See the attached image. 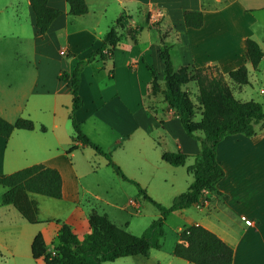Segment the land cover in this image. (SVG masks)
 Masks as SVG:
<instances>
[{"label":"crops","instance_id":"obj_1","mask_svg":"<svg viewBox=\"0 0 264 264\" xmlns=\"http://www.w3.org/2000/svg\"><path fill=\"white\" fill-rule=\"evenodd\" d=\"M85 2L87 11L73 15L68 12L66 0H47L49 6L61 12L46 31L39 34L29 0H0V18H5V26L11 34L26 36L27 53L34 63L31 97L27 100L31 110L28 116L33 119L34 127L16 128L7 137L0 135V175L33 163L54 167L60 172L62 191L61 197L54 199L66 206L65 215L62 220H56L58 224L47 239L44 227L57 214L51 210L45 216L40 215L44 195L30 193L38 208V221L30 223L11 204L1 202L5 187L0 185V264L3 255H29V252L31 255L30 244L38 232L42 233L47 250L52 251L53 239L57 241L62 222L69 224L79 239L84 238L89 232L88 213L97 212L93 208H81L80 191L92 193V188L88 183V170L77 166L74 160L76 152L83 153L91 146L75 140L73 129L72 134L61 132L63 117L69 119L72 103L69 86L59 78L61 72L70 76L78 60H85L94 53L80 72L78 92L82 104L75 110L74 117L83 132L110 153L127 177L147 189L157 202L166 203L168 197L185 191L190 185L193 177L187 166L193 163L200 142L186 133L161 93H150L151 75L146 64L155 68L162 84L164 64L159 49L167 45L174 68L216 64L226 75L244 64L249 83L252 82L250 70L259 73L264 69V0ZM184 9L201 10L203 24L197 28L186 26ZM119 16H123L125 23L119 41L97 52L105 33ZM247 37L255 39L263 51L256 67L246 55ZM235 86L238 91L243 90V85ZM261 89L264 88L258 92L264 94ZM103 132L107 134L105 142L94 136ZM71 145L75 148L69 150ZM177 150L188 154L183 165H171L161 158L162 152ZM216 159L224 175L216 184L217 192L206 191L202 202L190 206L199 214L194 215L187 207L169 213L164 220L165 223L171 215L179 220L172 253L174 244L179 241V231L186 225L201 224L232 247V264H264V126L258 124L252 136L225 135L217 143ZM104 160L107 163L106 158ZM109 168L112 171L107 167L100 173L91 167L90 171L95 174V185L102 191L95 197L111 206L120 197L123 203L124 182L129 181ZM152 189L159 193L155 194ZM164 193L167 197L161 198ZM129 203L138 208L136 199H129ZM100 214L113 222L108 211Z\"/></svg>","mask_w":264,"mask_h":264},{"label":"trees","instance_id":"obj_2","mask_svg":"<svg viewBox=\"0 0 264 264\" xmlns=\"http://www.w3.org/2000/svg\"><path fill=\"white\" fill-rule=\"evenodd\" d=\"M68 12L73 15L87 11L85 0H66ZM35 16V27L43 34L51 21L61 12L51 7L47 0H29ZM183 20L186 26L200 27L203 24L201 10L184 9ZM125 28L123 16L117 17L115 24L109 28L103 37L101 47H113L120 37V30ZM131 33L130 29H127ZM246 55L251 65L256 67L263 51L259 43L247 37L245 40ZM94 54V53H93ZM93 54L85 60H78L69 76L63 71L59 78L67 83L72 95L69 119L75 140L91 146L97 153L103 155L107 164L122 178L133 183L140 194L152 202L159 210L157 218L153 219L146 229L135 235L115 225L105 214L95 211L88 213L87 235L79 239L71 226L62 222L57 234V241L48 251L41 232L33 237L30 250L35 260L43 264H102L129 255H148L151 248L159 247V240L164 234V220L169 213L200 203L206 191L217 192L216 184L223 177L224 170L216 159L217 143L228 134L240 133L252 136L257 131V125L264 126V100H240L235 97L227 78L239 85L249 83L248 69L242 64L224 75L216 64L195 66L181 65L174 68L169 47L162 45L159 49L161 61L164 64L163 83L160 84L155 68L146 64L150 75V93H161L172 109L186 133L197 138L200 147L193 155L194 161L187 166L192 174V181L185 191L173 196L169 205H163L154 200L137 181L127 177L120 166L116 164L109 152L103 150L86 133L76 121L74 112L82 104L79 95L80 72L89 62ZM194 81L197 86L196 103L191 99L185 88ZM199 111V119L196 112ZM33 120L27 117H16L13 121L0 116V135L9 136L16 128L32 129ZM44 130V126H41ZM75 148L71 145L69 150ZM188 154L180 150L164 151L161 158L171 165H183ZM0 185L5 187L1 193V202L11 204L28 222L35 223L37 219V201L30 193L48 197H61V175L54 168L43 163H33L13 172L0 175ZM179 241L173 246V254L188 260L192 264H232L233 249L216 233L201 224L184 226L178 234Z\"/></svg>","mask_w":264,"mask_h":264},{"label":"rangeland","instance_id":"obj_3","mask_svg":"<svg viewBox=\"0 0 264 264\" xmlns=\"http://www.w3.org/2000/svg\"><path fill=\"white\" fill-rule=\"evenodd\" d=\"M5 24V18L1 16L0 115L6 118L7 120H14L16 117L19 116L32 119L31 117H29L30 115L28 116L31 110L27 105V100H29V98L31 97L29 90L32 79L34 77V63L31 60L30 55L27 53L29 41H27L26 36H22L21 33H17V36L16 34H11ZM250 73L252 76V82L243 85L242 91H238L235 86L239 84L230 81L228 78L227 82L231 85L232 92L236 98L240 100H248L250 98L262 100L264 99V94H260L258 91L261 87L264 88V69L259 73L250 70ZM185 88L187 89L191 99L196 103L198 91L196 83L194 81L189 82ZM262 90L264 89L260 90L261 93H264L262 92ZM195 118H199L198 110L196 112ZM63 119L64 123L61 124V132L64 133V135L72 134L73 128L71 125V121L65 116L63 117ZM153 134L155 133H153L152 131L151 135L153 136ZM94 136L95 138H98L99 140L105 142L107 134L103 132L97 133V135L95 134ZM88 153L94 156L90 157ZM104 159L105 158L103 156L95 154L94 150L91 147H86V150H84L83 153L80 151L76 152V157L74 159L75 164L77 166L80 165V167L84 168L85 170H88V183L92 188V193H83L82 191H80L81 208H83V210H90L91 208H93L98 213L108 211L110 218L116 225L121 226L132 234L140 235L151 223V221L158 217L159 210L152 202L147 200L142 194L138 192L136 186L126 181L124 182L126 189L124 193L125 199L122 200L123 203H120V197V200L115 205L108 206L102 200L95 197L96 193L102 191L95 185L96 177L95 174L90 171V167L92 169L97 170L99 173L104 167H107L110 171H112L111 168H109L110 166L107 165ZM182 175L184 174L182 173ZM1 188L2 186H0V190ZM152 191L155 194L159 193L157 189H152ZM147 192L153 198L149 191ZM176 194L178 193H175V195ZM161 196V198H166L167 194L164 193L161 194ZM173 196L168 197V199H166L165 201L166 203H161L163 205H169ZM42 199H44V201L40 202V215L45 216L51 210H55V214H57L53 215L52 219L46 224L43 230L45 237L49 239L54 232V228L58 224L56 220H62V216L65 215L66 206L61 205L58 200H55L54 198L43 196ZM129 199H136L138 202V208H135L133 205H130ZM188 210L196 216L197 214H199V212H197V210L193 207H189ZM178 221V218L174 215H171L167 218L163 227L164 234L161 238V246L158 248H151L147 256H123L114 260L105 261L102 264H142L143 262H146V264H187L188 262L185 259L175 256L171 250V247L177 237L175 228ZM77 233L81 235V231L78 230ZM53 242H56V240L53 239ZM1 264H41V262L39 263L37 261H34L29 252V255H3L1 257Z\"/></svg>","mask_w":264,"mask_h":264},{"label":"built area","instance_id":"obj_4","mask_svg":"<svg viewBox=\"0 0 264 264\" xmlns=\"http://www.w3.org/2000/svg\"><path fill=\"white\" fill-rule=\"evenodd\" d=\"M157 13H159V12L157 11ZM60 49H61L62 51H64V50H65V48H64L63 46H60ZM262 92H264V90H262ZM203 199H204V198H202L200 202H202V201H203Z\"/></svg>","mask_w":264,"mask_h":264}]
</instances>
